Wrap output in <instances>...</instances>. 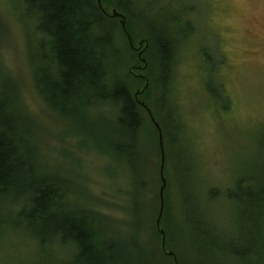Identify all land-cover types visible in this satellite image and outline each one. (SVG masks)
Returning <instances> with one entry per match:
<instances>
[{"label":"rangeland","instance_id":"obj_1","mask_svg":"<svg viewBox=\"0 0 264 264\" xmlns=\"http://www.w3.org/2000/svg\"><path fill=\"white\" fill-rule=\"evenodd\" d=\"M94 1L112 22L119 50L114 78L134 95L143 86L128 74L137 55L119 19L111 18L114 10L125 14L115 4L105 7L100 0L99 7ZM131 8L127 25L136 44L149 37L156 44H181L165 75L152 46L143 57L146 72L137 73L150 80L139 99L155 122H167L173 107L179 126L163 141L167 245L180 264H264V0H135ZM21 13L14 0H0V81L15 109L32 176L57 182L64 191L60 202L107 225L98 231L101 241L113 238L114 264H126L124 250L140 264L130 237L145 246L152 264H169L161 256L154 260L158 239L152 225L132 224V174L110 149L124 139L120 110L101 104L97 94L96 106L88 107L87 92L77 101L43 89L38 77L48 65L42 59L47 48L40 49L33 23ZM141 115L137 150L153 222L161 153L142 110ZM149 185L156 186L153 193ZM19 211L1 197L0 264H73L58 238H48L41 248L25 226L18 227Z\"/></svg>","mask_w":264,"mask_h":264},{"label":"trees","instance_id":"obj_2","mask_svg":"<svg viewBox=\"0 0 264 264\" xmlns=\"http://www.w3.org/2000/svg\"><path fill=\"white\" fill-rule=\"evenodd\" d=\"M105 7L115 4L116 10L121 9L125 14L126 29L127 17L132 13V6L135 0H120L121 4L116 5L115 0H101ZM21 8V14L33 23L34 34L40 42V49L47 48V53H43L42 59L48 63L47 67L40 68L39 79L42 88L52 92L57 99L79 100L80 92H87V106L95 105V94L99 97L101 104H111L120 110L118 122L121 127L123 141L118 145H112L111 152L123 161L132 174V202L130 207L132 224L142 228L145 222L152 225V231L158 239V245L154 247L156 261L161 256L169 264H180L179 257L167 245L168 234L163 226L165 218V193L167 185L163 191V213L160 220V228L165 233V246L162 248V236L156 226L159 215L160 198L158 192L157 208L153 206L154 220L148 215V202L144 197L148 189L143 171H141V161L137 150V137L143 127L144 118L141 110L145 112L147 120L153 129L159 153L158 132L153 125L147 112L136 102L135 94L130 92V88L115 80V64L118 60L119 50L114 47L113 36L109 28L112 22L103 15L94 0H14ZM119 12V11H118ZM117 19V18H112ZM40 32V39L39 37ZM123 32V31H122ZM131 36V34H130ZM133 48H129L136 53L137 60L129 67L128 74L134 81L142 84L149 83V79H140L133 76L141 73L136 70V66H142L138 52L142 50L141 57L146 55L150 46L154 48L153 60L165 75L168 69L175 65L177 52L181 44H171L163 42L156 44L152 37L138 42L142 44L139 50H134L138 44L132 36ZM152 43V45H151ZM152 52V48H151ZM145 59V58H144ZM147 60V58H146ZM148 62V61H147ZM147 64V63H146ZM144 67L141 71H145ZM170 73V72H169ZM150 88L144 90L138 97ZM139 89L138 90H142ZM137 90V91H138ZM5 87L0 81V199L4 197L11 208H18V227L24 228L32 238L40 240V245L48 238H58L60 243L72 254L73 264H114L111 253L115 250L113 238L101 236L98 228H108L106 224L97 221V217L90 212L77 211L71 209L70 203L63 204V188L53 180L35 179L32 176L33 168L22 149L23 138L17 130L18 120L13 104L4 99ZM140 100V99H139ZM97 103V102H96ZM147 104V103H146ZM96 106V105H95ZM148 108L149 105L147 104ZM167 122L159 125L161 127L163 141L165 135H169L171 129L179 130L174 119L173 107L166 112ZM171 125V126H170ZM170 137V135H169ZM163 149L165 144L163 142ZM165 158H166V154ZM159 167L161 169V154ZM159 169V170H160ZM163 173V171H162ZM159 179L162 186L161 174ZM151 193L155 185H149ZM71 191L68 192V194ZM144 194V195H143ZM253 194L249 193V200L252 202ZM157 199V198H156ZM150 210V209H149ZM103 225V226H102ZM129 245L132 246V253L136 256V261L140 264H152V259L143 244H139L135 237H130ZM131 252V251H130ZM173 253V256L167 253ZM126 256V264H135L133 256L128 250L120 252ZM175 259V260H174Z\"/></svg>","mask_w":264,"mask_h":264},{"label":"water","instance_id":"obj_3","mask_svg":"<svg viewBox=\"0 0 264 264\" xmlns=\"http://www.w3.org/2000/svg\"><path fill=\"white\" fill-rule=\"evenodd\" d=\"M98 2V5L99 7L100 6V0H97ZM101 12L103 13V9L101 8ZM106 15V14H105ZM111 18H118L120 19L119 21V24L121 26V29L123 31V33L125 34L127 40H128V43L130 45V47L133 48V43H132V39L126 29V19L125 17L118 13L117 11H112V15H111ZM142 46L141 43L138 44V47L140 48ZM139 58H140V61L141 63L144 65L143 67L142 66H138L136 69H143L145 66H146V60L144 58L141 57L142 55V50L139 52ZM140 79H145V77L143 75H139L138 76ZM148 88V83L146 82L143 89L142 90H138L136 91L135 93V100L136 102L147 112V114L149 115L151 121L153 122V125L154 127L156 128L157 132H158V140H159V147H160V151H161V169H160V174H161V181H162V186L160 188V191H159V198H160V209H159V215H158V218L156 220V226L162 236V248L164 250V246H165V233H164V230L162 228H160V220H161V216H162V213H163V206H164V200H163V191H164V188L166 186V181L165 179L163 178V175H162V171H163V161H164V150H163V136H162V131H161V128L160 126L155 122V120L153 119V116L151 114V112L149 111L148 107L145 105L144 102H142L141 100L138 99L139 95ZM168 255L170 256H173V253L171 252H168L167 253ZM175 260V259H174ZM175 264H176V260H175Z\"/></svg>","mask_w":264,"mask_h":264},{"label":"flooded vegetation","instance_id":"obj_4","mask_svg":"<svg viewBox=\"0 0 264 264\" xmlns=\"http://www.w3.org/2000/svg\"><path fill=\"white\" fill-rule=\"evenodd\" d=\"M119 21H120V19H119ZM134 50H137V48H134ZM135 68H137V66H136ZM136 70H139V71H141L142 69H136ZM133 76H135V77H138L139 75H138V74H135V73H133Z\"/></svg>","mask_w":264,"mask_h":264}]
</instances>
